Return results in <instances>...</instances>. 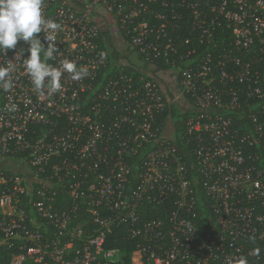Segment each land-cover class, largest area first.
<instances>
[{
    "label": "built area",
    "instance_id": "2783aa9c",
    "mask_svg": "<svg viewBox=\"0 0 264 264\" xmlns=\"http://www.w3.org/2000/svg\"><path fill=\"white\" fill-rule=\"evenodd\" d=\"M95 6L145 63L175 72L178 96L117 63ZM42 15L61 25L47 62L89 75L38 94L29 45L0 51L13 66V87L0 84V264H124L108 247L119 238L130 264H264V0H43Z\"/></svg>",
    "mask_w": 264,
    "mask_h": 264
},
{
    "label": "clouds",
    "instance_id": "9594fccd",
    "mask_svg": "<svg viewBox=\"0 0 264 264\" xmlns=\"http://www.w3.org/2000/svg\"><path fill=\"white\" fill-rule=\"evenodd\" d=\"M42 7L43 0H0V51L6 54L9 49H15L18 41L26 42L29 55L22 62L32 85L38 94H43L45 88L52 94L62 88L61 77L64 72L69 73L72 80L79 81L89 75V70L77 67L75 62L67 59L59 67L47 62L54 59V53L58 52L55 33L61 25L45 19ZM41 32L45 33L44 38L48 42L46 48L36 35ZM12 67L11 63L0 67V84L5 91L13 87L10 76ZM15 110V105L9 109ZM238 264H246V258H239Z\"/></svg>",
    "mask_w": 264,
    "mask_h": 264
},
{
    "label": "crops",
    "instance_id": "0c3cea01",
    "mask_svg": "<svg viewBox=\"0 0 264 264\" xmlns=\"http://www.w3.org/2000/svg\"><path fill=\"white\" fill-rule=\"evenodd\" d=\"M78 6H85L89 0H62ZM94 18L100 27L101 41L103 45L113 54L117 63L132 68L135 71H147L159 80L162 87L168 91L170 96H178L179 85L175 72L157 67L155 64L145 63L136 53L131 44L123 37L116 16L101 6H95ZM17 45L28 46L24 41H18ZM128 48V50H127ZM129 55V53H131ZM122 56L127 58L123 61ZM171 74V76H169ZM180 101V100H179ZM9 163L6 159L0 158V165Z\"/></svg>",
    "mask_w": 264,
    "mask_h": 264
},
{
    "label": "trees",
    "instance_id": "16d2710c",
    "mask_svg": "<svg viewBox=\"0 0 264 264\" xmlns=\"http://www.w3.org/2000/svg\"><path fill=\"white\" fill-rule=\"evenodd\" d=\"M227 41L231 40V33L230 31H226ZM227 42H219V45H225ZM162 67H165V65L160 64ZM170 113L174 116V127L176 128V134L179 135L183 131V124L182 118L184 115L180 113L177 109H172ZM21 158V156L11 157L13 160H18ZM118 246L123 254H124V264H130V255L131 252L135 249L133 244L126 239L119 238L116 243L108 244V247H115Z\"/></svg>",
    "mask_w": 264,
    "mask_h": 264
},
{
    "label": "rangeland",
    "instance_id": "374dc122",
    "mask_svg": "<svg viewBox=\"0 0 264 264\" xmlns=\"http://www.w3.org/2000/svg\"><path fill=\"white\" fill-rule=\"evenodd\" d=\"M127 50H128V48H127ZM130 54H132V52L131 53H129V55ZM122 59H123V61H127V58L126 57H124V56H122ZM145 71V70H144ZM147 72V71H146ZM169 76H171V74L169 75ZM180 104H183L182 102H179ZM15 165V164H14Z\"/></svg>",
    "mask_w": 264,
    "mask_h": 264
}]
</instances>
